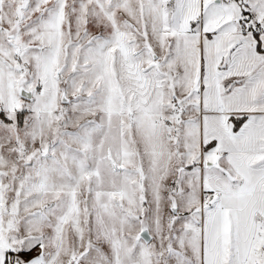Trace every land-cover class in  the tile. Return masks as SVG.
<instances>
[{
	"label": "snow or ice",
	"instance_id": "obj_1",
	"mask_svg": "<svg viewBox=\"0 0 264 264\" xmlns=\"http://www.w3.org/2000/svg\"><path fill=\"white\" fill-rule=\"evenodd\" d=\"M0 264H264V0H0Z\"/></svg>",
	"mask_w": 264,
	"mask_h": 264
}]
</instances>
